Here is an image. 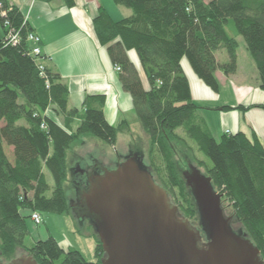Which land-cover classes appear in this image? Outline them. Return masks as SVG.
Listing matches in <instances>:
<instances>
[{
    "label": "trees",
    "instance_id": "1",
    "mask_svg": "<svg viewBox=\"0 0 264 264\" xmlns=\"http://www.w3.org/2000/svg\"><path fill=\"white\" fill-rule=\"evenodd\" d=\"M62 1L68 8L75 5L74 0ZM113 2L131 15L114 22L101 7L93 26L114 67L121 68L122 89L130 94L150 138L152 172L172 200H182L186 218L199 220L193 195L179 172L176 145L194 155L202 153L211 163L201 161L206 176L264 261V146L242 132L215 139L200 114L204 107L191 96L182 66L186 59L195 76L218 92L215 73L235 75L242 37L264 91V0ZM0 26V264L15 260L18 249L38 264H101L104 252L98 235L102 255L91 262L74 247L64 249L52 235L27 246L32 235L28 220L41 212L70 215L64 188L70 175L68 154L88 136L116 146L128 124L116 127L107 121L101 95L87 96L82 110L70 107L71 92L47 66L43 39L41 55H34L28 37L35 30L10 0H0ZM12 30L18 34L17 45L8 40ZM129 52L138 58L148 87ZM218 52L227 54L224 63L218 61ZM9 147L14 160L7 156Z\"/></svg>",
    "mask_w": 264,
    "mask_h": 264
},
{
    "label": "crops",
    "instance_id": "2",
    "mask_svg": "<svg viewBox=\"0 0 264 264\" xmlns=\"http://www.w3.org/2000/svg\"><path fill=\"white\" fill-rule=\"evenodd\" d=\"M74 1L72 8H68L62 0L50 3L42 0H10V4L21 10L35 33L43 39L42 50L48 59L47 66L59 74L62 82L69 87L71 108L82 110L87 96L101 95L105 101L103 112L112 125L120 127L128 124L132 127V123L135 126L140 124L133 100L122 89L119 72L115 71L108 48L100 45L93 26L101 7L105 8L112 20L114 15L115 18H126L131 12L119 7L113 0ZM248 55L247 62H243L238 51L235 75L228 76L221 71L215 73L220 85L219 91L215 93L195 76L186 59L182 60V66L189 78L191 96L198 105L204 107L200 114L215 139L220 140L227 132H242L247 138H258L264 146V108L255 107L264 106V91L260 87L256 64ZM217 56L221 63L228 58L225 52H218ZM129 57L140 69L141 78L145 87H148L134 52H129ZM247 63L252 66L253 74L245 72ZM223 91L228 92L229 98L221 96ZM131 113L134 117L128 121L127 116ZM90 140L95 142L89 136L79 140L74 149L75 155L87 148ZM13 151L10 147L6 149L11 160H14ZM85 154L88 157L92 155L88 152Z\"/></svg>",
    "mask_w": 264,
    "mask_h": 264
},
{
    "label": "water",
    "instance_id": "3",
    "mask_svg": "<svg viewBox=\"0 0 264 264\" xmlns=\"http://www.w3.org/2000/svg\"><path fill=\"white\" fill-rule=\"evenodd\" d=\"M145 167L132 157L114 171L94 176L105 188L88 196L104 252L101 264H264L248 235L233 231L209 177L198 171L184 176L208 239L200 246L201 233L189 220H179V207L172 205L166 189ZM115 173H122L119 183L109 181ZM8 264L38 263L32 256H22Z\"/></svg>",
    "mask_w": 264,
    "mask_h": 264
},
{
    "label": "rangeland",
    "instance_id": "4",
    "mask_svg": "<svg viewBox=\"0 0 264 264\" xmlns=\"http://www.w3.org/2000/svg\"><path fill=\"white\" fill-rule=\"evenodd\" d=\"M115 17L116 16L114 15V22L125 19ZM0 33L2 34V31H0ZM238 42L240 43L238 51L240 52L241 59L243 58V62H247L248 58L246 54L250 55V53L247 51L245 41H243L242 37H239ZM252 70V66L247 63L245 72L248 71L252 73ZM115 71L117 72L118 70L115 68ZM221 96L229 98L227 91H223ZM133 117L134 114L132 113L128 115V121H132ZM120 133L121 135L117 140L116 146H109L102 141L93 138V141L95 142L93 143L92 140H90L87 144V148L82 149L81 152L77 153V155H75V150H72L68 154V167H70V175L68 177L69 180L67 184H65L64 188L67 191V199L70 206L72 202L76 201L75 188L73 187V184L78 180L76 176V170L79 169L86 174L93 172L96 167H103L106 168L105 170L114 171L119 165H121V163L132 157H135L140 161L141 164H144L149 169L155 178L156 183L161 185L156 174L152 172L149 165V150L151 142L142 125L137 124L135 126L132 123V127L126 126V128L121 130ZM228 134L229 132H227V135ZM87 152L89 154L92 153V155L88 154V157L87 154H85ZM176 152V162L178 164L179 172L183 174V176L186 174L192 175L197 171L200 172L201 175H207L206 168L201 166V161L208 162L209 164L211 163L202 153L196 152V155H194V153L190 152L186 146L180 144L176 145ZM105 170L102 169V172ZM95 172L97 175L102 174L101 169ZM50 180L53 181L52 179ZM224 199L225 198L223 197V206L225 209L224 214H226L227 218H230V225L232 226L233 231L238 235H246L243 225L239 224L235 214L233 213L232 209L228 207V204L225 203ZM172 201L175 205L180 207L182 215L188 218V216H186L182 210V207L184 206L182 204V200H179L176 197V200L173 199ZM38 214L41 216V222L43 223L39 225L34 222L32 218H29L28 223L32 235L26 240L27 246H32L39 240L48 239L49 235H52L58 241V243H61L64 249L74 247L83 253L84 257L88 261L93 262L94 260H98L101 257L102 253L100 252L98 245L99 243L96 237L97 232L86 217L80 220L78 214L74 213L73 210H71L70 215H57L52 212H41ZM189 219L194 226L199 228L198 219ZM15 255L16 259L22 256H28L22 249H18Z\"/></svg>",
    "mask_w": 264,
    "mask_h": 264
},
{
    "label": "flooded vegetation",
    "instance_id": "5",
    "mask_svg": "<svg viewBox=\"0 0 264 264\" xmlns=\"http://www.w3.org/2000/svg\"><path fill=\"white\" fill-rule=\"evenodd\" d=\"M147 167H145L146 169ZM102 169L105 170L106 168H98L96 167L94 169L93 172H91L90 174L89 173H83V171H81L80 169L79 170H76V176H77V181L74 182L73 184V187L75 188V195H76V201L72 202L71 203V210H73L74 213H77L78 214V217L80 218V220L84 217L87 218V220H89V222L91 223V225L94 226V224H96L97 220H96V217L93 213V209H92V203H91V200L88 199V196L93 193V192H97L98 193H101L102 191L105 190L104 187H102V185H100L101 183L99 182L100 180L95 178L94 176H97V173L95 171ZM141 169V168H140ZM138 168V170H140ZM148 169V168H147ZM123 170V172H126L127 170L125 168H122L121 171ZM149 171V169H148ZM122 172V173H123ZM150 172V171H149ZM122 173H115L114 175H111L113 177H111V179L109 180L110 182L111 181H114L116 180L118 183L120 181L119 178H121V174ZM94 177L93 179H91L90 183L88 182L90 180V178ZM103 177H106V176H103ZM155 179V178H154ZM156 182V180H155ZM132 182L129 181L128 184H131ZM94 185H100L99 187L100 188H94L93 186ZM107 186V184H106ZM110 187V185H109ZM112 188V187H110ZM215 193H217V195H220L221 196V203H222V207H223V212L225 211L224 209V206H223V196L221 193H218L216 190H215ZM112 196H113V190L112 192L110 193ZM171 199V198H170ZM171 203L172 205L174 206H178V205H175L171 199ZM179 207V206H178ZM226 215V214H225ZM179 220H186L188 221L189 220V224L190 226L197 230L198 232L201 233V237H202V240L200 241V246L201 245H206L208 243V239H207V236L205 235L204 233V230H203V226H201L200 224V216H199V228L194 226L192 224V222L190 221V219H187L185 216L182 215L181 211H180V207H179V212L177 214ZM227 218V217H226ZM230 219V218H228ZM231 224V223H230ZM101 245V244H100ZM102 246V245H101ZM102 252H103V249H102ZM103 257H104V253H103Z\"/></svg>",
    "mask_w": 264,
    "mask_h": 264
},
{
    "label": "built area",
    "instance_id": "6",
    "mask_svg": "<svg viewBox=\"0 0 264 264\" xmlns=\"http://www.w3.org/2000/svg\"><path fill=\"white\" fill-rule=\"evenodd\" d=\"M2 15L6 16V13H3ZM8 40L13 41V43L17 45L19 43L18 34L12 30V32L8 35ZM28 40L33 42V48H32L33 54L37 56L41 55L42 50H40L39 44L41 43L42 39L40 40V37L36 34H30V36L28 37ZM115 68L119 72L121 71V68L119 67H115ZM41 219L42 218L39 214L35 213L32 215V220L39 225L43 223L41 222Z\"/></svg>",
    "mask_w": 264,
    "mask_h": 264
}]
</instances>
